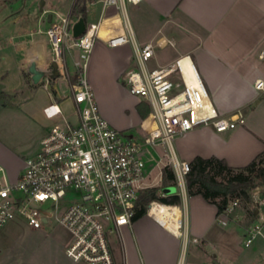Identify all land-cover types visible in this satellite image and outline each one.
<instances>
[{
	"label": "crops",
	"instance_id": "0c3cea01",
	"mask_svg": "<svg viewBox=\"0 0 264 264\" xmlns=\"http://www.w3.org/2000/svg\"><path fill=\"white\" fill-rule=\"evenodd\" d=\"M37 1L3 0L10 5L13 27L0 36V58H7L6 48L17 56L15 65L21 87H24L20 92L16 87L9 91L0 89V94L11 96L10 101H0V162L10 176L18 174L24 157L38 148L40 138L55 122L53 119L54 122L43 126L38 123L36 118L43 107L57 101L66 114L61 101L69 97L67 80L65 93L59 87L63 85L62 80L59 77L52 80L48 98L36 104L32 100L35 83L27 70L31 61L40 69L50 66L45 30L54 20V13L58 16L72 13L75 20L83 16L86 23H98L99 35L85 74L93 90L95 87L102 94L96 97L100 111L114 126L135 134L147 130L149 112L142 117L137 109V103L147 102L129 93L122 77L125 70L135 64L134 43L166 39L169 42L154 48L153 55L146 61L147 67L166 65L181 54H189L216 109L227 113L239 108L244 117V122L222 131L210 124L187 130L174 140L178 156L189 161L195 155H215L224 158L229 165L242 166L264 150V116L256 113L259 107L255 105L259 99H264V92L255 87L256 79L264 78V0H141L127 3L125 13L115 5L103 6V0H41V12L33 24L28 16L37 8ZM14 3L17 8L13 7ZM125 21L133 41L109 46L106 37L122 32ZM167 46L169 48L163 51ZM190 66L192 68L191 63ZM190 73L195 74L194 67ZM122 89L125 101L116 98V93ZM104 95L108 103L104 102ZM117 111H121L120 116ZM72 114L75 120L74 108ZM163 166L159 164L161 176ZM174 193L180 196L176 206L182 213L181 225L184 214L188 237H197L199 242L190 240L185 244L179 234L147 210L114 232L117 238L115 242L111 239V246L117 263L177 264L183 254V264H221L222 239L215 238L214 228L225 227L229 222L219 225L216 205L200 194L189 195L187 190ZM43 227L35 233L46 234ZM59 234L53 241L48 240L38 264H87L73 261L64 252L66 232L59 229ZM189 243L192 244L191 258L187 261Z\"/></svg>",
	"mask_w": 264,
	"mask_h": 264
},
{
	"label": "built area",
	"instance_id": "2783aa9c",
	"mask_svg": "<svg viewBox=\"0 0 264 264\" xmlns=\"http://www.w3.org/2000/svg\"><path fill=\"white\" fill-rule=\"evenodd\" d=\"M139 1L103 0V6L115 5L125 13L127 3ZM74 20L72 13H67L46 28L50 58L57 62L59 74L52 77L49 66L41 79L44 86L59 76L67 80L75 120L68 119L57 101L48 103L43 107L44 114L58 119L40 138L38 148L24 157L18 174L10 176L0 162V228L17 216L34 229L56 225L66 232L64 252L73 261L119 264L112 250L111 234L132 222L141 192L154 186L147 182L151 149L157 145L165 147V165L174 173L178 192L184 193L189 162L178 156L175 138L203 124L219 131L233 128L244 122V117L239 108L227 113L216 109L189 54L148 68L146 61L154 48L169 42L156 39L134 43L135 64L122 77L129 93L149 104V126L141 134L114 126L101 113L85 74L99 25L88 22L85 30L74 36ZM129 41L133 37L126 21L122 32L106 37L109 46ZM174 73L178 79L173 78ZM191 82L195 85H189ZM255 87L264 92V78H257ZM160 174L159 171L161 179ZM252 192L247 205L257 218L245 229L244 245L257 234L264 235V193L258 188ZM154 202L150 201L148 208ZM239 203L238 197L227 203L217 214L219 225L229 222V215ZM179 235L185 244L191 239L199 241L197 237L188 238L183 226ZM177 264H183V254Z\"/></svg>",
	"mask_w": 264,
	"mask_h": 264
},
{
	"label": "rangeland",
	"instance_id": "374dc122",
	"mask_svg": "<svg viewBox=\"0 0 264 264\" xmlns=\"http://www.w3.org/2000/svg\"><path fill=\"white\" fill-rule=\"evenodd\" d=\"M16 1V0H15ZM19 1V0H18ZM36 2V1H35ZM40 3L41 0L37 1V8L35 11L29 13V21L33 24H36L38 20V15L40 11ZM17 8V3L13 4V7ZM35 7V5H34ZM65 14V13H64ZM63 14V15H64ZM61 15V16H63ZM54 20H58L61 16H58L56 13L53 14ZM13 17L12 11L10 9L9 4H5L3 0H0V36L6 34L9 29L13 27V23H11L10 18ZM169 47L163 49L167 50ZM5 54H7V58L2 60L0 58V89L5 91H9L12 88H17L22 90V83L19 82V70L15 65L16 55L14 56L12 52L5 49ZM174 79H178V75L176 73L173 74ZM59 79L62 80V84H59L60 90L65 93L66 90V81L64 77L59 76ZM43 79L40 80L39 83L34 84L35 94L33 97V103L39 104L41 101H44L48 98L51 90L53 88V84L49 81H46V86L43 84ZM96 97L102 96V94L97 92L95 89ZM122 89L121 92L116 93V98L121 101L126 100V96ZM11 96H6L0 94V101H10ZM104 102L108 103L107 99L104 95ZM111 103V101H110ZM61 104L66 111L67 117L70 120H74V116L72 114L74 108V102L71 97H66L61 101ZM258 105V111L256 112L259 115L264 116V99L258 100L255 105ZM111 105V104H110ZM111 107L109 106V109ZM116 109H113L112 112L115 113ZM120 116L121 111H117ZM65 114V115H66ZM37 121L40 125H46V122L51 123L57 121L58 118L55 117H46L44 112L38 114ZM131 119V115L129 116ZM53 121V122H54ZM136 129V128H132ZM149 168L150 174L147 178V182L157 186V192L160 195L171 194L174 192H178L179 189L176 185L162 186V177L160 179L159 176V164L165 165L168 161V153L163 145H157L156 147L151 149V155H149ZM259 178L255 180L257 183L253 187H249L248 191L250 196L253 198V189L258 188L264 193V183H259ZM157 201V200H155ZM159 203H163L157 201ZM257 218L256 214L253 211H250L249 204L243 206V203L240 202L235 206L233 213L229 215V223L225 227L215 226L214 235L215 238L219 241L222 239V250L224 255L219 259L221 264H264V235L257 234L255 238L248 245H244L245 239V230L241 228L237 223L242 225L245 229L246 227L252 223ZM234 221V222H232ZM237 222V223H235ZM185 228V215L183 214V229ZM34 228L29 227L24 219L20 216H17L11 220H9L3 227L0 228V264H38L40 261L43 252L46 251L48 246V240H52L56 235L59 234V226H54L52 224H45L43 229L47 231L46 234L37 235ZM117 235L115 233L111 234L112 241L115 242ZM189 238V237H188ZM53 241V240H52ZM192 241V239H191ZM189 242V241H188ZM195 242V241H192ZM199 241L195 242L198 243ZM55 243V242H54ZM191 246L192 244H188L187 248V261L191 258ZM186 254V250L184 252V257ZM18 258L20 260H18Z\"/></svg>",
	"mask_w": 264,
	"mask_h": 264
},
{
	"label": "trees",
	"instance_id": "16d2710c",
	"mask_svg": "<svg viewBox=\"0 0 264 264\" xmlns=\"http://www.w3.org/2000/svg\"><path fill=\"white\" fill-rule=\"evenodd\" d=\"M145 107V111H143ZM137 109L142 117L150 110L148 103H137ZM186 173V190L189 195L200 194L208 202L214 203L219 214L227 203L238 197L243 206L250 200L249 187L255 186V180L264 183V150L248 163L242 166L229 165L224 158L215 155L204 157L195 155L189 161ZM175 185L173 171L167 165L162 167V186ZM157 186L144 189L138 199L137 209L133 219L146 213L148 204L157 200L168 205L180 202L178 193L160 195Z\"/></svg>",
	"mask_w": 264,
	"mask_h": 264
},
{
	"label": "bare ground",
	"instance_id": "6f19581e",
	"mask_svg": "<svg viewBox=\"0 0 264 264\" xmlns=\"http://www.w3.org/2000/svg\"><path fill=\"white\" fill-rule=\"evenodd\" d=\"M148 212L158 218L162 223H164L169 229L177 234L181 231V210L176 205H168L164 203H159L155 201L149 207ZM183 224V223H182Z\"/></svg>",
	"mask_w": 264,
	"mask_h": 264
},
{
	"label": "water",
	"instance_id": "95a60500",
	"mask_svg": "<svg viewBox=\"0 0 264 264\" xmlns=\"http://www.w3.org/2000/svg\"><path fill=\"white\" fill-rule=\"evenodd\" d=\"M48 19L49 20L51 19L50 13L48 14ZM85 26H86L85 18L83 16H79L76 20L73 21L72 24L73 35L78 36L79 34H81L85 30ZM50 66H51V76L52 77L57 76L59 74L57 62L55 60H52L50 62ZM27 70L30 73L32 82L35 84L39 83L41 78L45 74V70L38 68L35 61H31L29 63Z\"/></svg>",
	"mask_w": 264,
	"mask_h": 264
}]
</instances>
